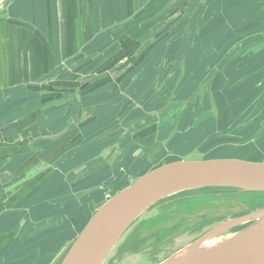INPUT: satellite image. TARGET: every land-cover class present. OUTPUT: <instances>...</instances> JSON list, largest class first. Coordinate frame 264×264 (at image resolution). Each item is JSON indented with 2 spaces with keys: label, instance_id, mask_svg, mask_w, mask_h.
Wrapping results in <instances>:
<instances>
[{
  "label": "rangeland",
  "instance_id": "obj_1",
  "mask_svg": "<svg viewBox=\"0 0 264 264\" xmlns=\"http://www.w3.org/2000/svg\"><path fill=\"white\" fill-rule=\"evenodd\" d=\"M256 1L264 0L188 1L181 15L188 17L183 23L188 29L185 39L181 37L184 27L176 26L178 17L163 20L170 10H181V1L166 13L164 8L161 13L159 6L154 12L161 14L157 24L143 34L136 30V40L128 36L120 39L126 35L122 34L117 40L121 45L104 54L102 63L98 56L93 62L78 65L63 80L61 77L60 81L45 82L41 89L28 88L34 92L27 98V107L32 106L28 111L32 113L19 123L0 127V147L11 144L5 143V138L21 125L30 126L35 132L23 140L31 142L47 133L58 138L51 146L43 143L36 148L49 154L27 179L24 176L11 180L10 175L0 174V204L5 209L0 213V264H59L67 248L108 198L159 167L178 161L222 159L264 163V5L258 6ZM163 28L167 32L150 44L149 34ZM168 43L169 49L165 46ZM140 45L143 49L137 56L134 52ZM130 58L133 63L123 69ZM147 65L152 67L147 69ZM99 74H106L104 83L110 84L91 86L83 93L85 106L73 107L72 88L87 78L102 76ZM125 91L129 93L123 94ZM34 94L67 97L61 106L67 121L39 125L38 134L36 121L50 108L33 109L38 104L34 101L38 95ZM117 96L120 107L109 111L105 121L96 122L105 112L87 114L86 109L94 102ZM56 99L44 103V107ZM49 120L50 117L47 121L51 124ZM76 124L83 129L74 128ZM80 133L87 140L84 144L77 141ZM10 160V156L1 159L0 170ZM55 172V181L68 188L67 192L60 189L59 199L52 197L50 178ZM37 174V179L27 182L25 188L26 181ZM20 182L24 184L21 186ZM220 192L209 194L212 196L208 205L185 216L186 222L161 225L177 236L158 240L155 252L148 242H143L136 254L124 249L145 232L144 221L161 220L163 212L171 218L176 210L159 205L151 208L125 232L103 264H157L180 249L191 248L189 244L217 224L246 215L264 203L256 193ZM245 194L254 196L247 199ZM46 195L47 200L41 201ZM251 201V208L238 203ZM209 212L216 213L203 218ZM204 221L211 224L207 227ZM155 225L152 223L151 228ZM133 231L137 238L126 244ZM232 235L233 230L222 232L213 238V243Z\"/></svg>",
  "mask_w": 264,
  "mask_h": 264
},
{
  "label": "crops",
  "instance_id": "obj_2",
  "mask_svg": "<svg viewBox=\"0 0 264 264\" xmlns=\"http://www.w3.org/2000/svg\"><path fill=\"white\" fill-rule=\"evenodd\" d=\"M171 1L162 4L161 0H0V127H7L15 122L19 123L32 113V111H28L32 106L27 107V103H29L27 98L34 92L27 91L28 88L31 90L41 89V85L45 82L60 81L61 77L62 80L65 79L67 75L75 71L78 65L93 62V59L98 56L100 59L109 50L121 45L117 43V40L122 34L126 35L120 39L126 36L130 40L138 39L139 33L136 30L143 34L150 28L152 29L153 25L157 24L155 23L157 17L161 15L154 14L156 8L161 6L159 11L162 13L164 8L166 13V8H171ZM255 3L260 6L264 4V1ZM156 34L157 32L149 34L150 37L147 39H151L150 44ZM181 37L182 39L186 38L183 32ZM169 45L170 43L165 44L168 49ZM141 49H143L142 45L135 49L136 53L134 54L138 56ZM130 61L133 63V60ZM99 62L102 63L101 59ZM150 67L152 66L147 65V69ZM104 75L92 80L87 78L88 80L84 83L73 87L72 106H78V108L85 106V100H82L83 93L91 86L96 84L95 87H101L110 84V82L104 83L107 77L106 74ZM55 78L57 80H54ZM139 78L140 76L132 80L134 82L131 83V87ZM86 83L88 86L83 90V93L77 94L78 88ZM67 88L69 89V87ZM43 90L45 91L46 88ZM128 93L129 91L123 92V94ZM34 95H38L34 100L38 104H34L33 109L50 108L37 119V131L39 125L52 126L56 123L59 124L62 120L67 121L65 120L66 112L62 113L61 110L67 97L60 98V100L51 95ZM118 97L120 96L110 101L94 102L95 104L86 109L87 114L105 112L96 122L105 121L109 111L112 112L120 107L117 106L121 102ZM54 99L56 102L44 107V103ZM49 117L51 118L49 121H52L51 124L47 121ZM75 127L79 128L78 130L83 129L77 124L74 125ZM9 132L5 143L11 144L7 147H0V160L8 156L11 160L7 166L0 170V174H3L4 177L10 175L11 180L24 176L27 179L28 174L36 171L38 165H41V161L49 154L41 153V150L36 148H40L43 143L46 146H51L55 143L58 135L42 134L30 142L23 140L35 133L30 126L21 125L20 128L17 126ZM38 134H40L39 131ZM77 141L82 144L87 142L82 133ZM34 143L36 144L34 145ZM34 153L37 154L34 155ZM39 153L40 156H38ZM56 173L52 174L53 177L50 178V181L54 188L52 197L57 196L59 199L60 189L66 191L68 188L65 183L59 184L55 181ZM39 174L31 178L30 181H26L25 188H27V182L37 179ZM1 178L2 176H0ZM18 184L22 186L24 183ZM47 198L48 195L41 197L40 200H47ZM40 208L44 210V207L40 206Z\"/></svg>",
  "mask_w": 264,
  "mask_h": 264
},
{
  "label": "water",
  "instance_id": "obj_3",
  "mask_svg": "<svg viewBox=\"0 0 264 264\" xmlns=\"http://www.w3.org/2000/svg\"><path fill=\"white\" fill-rule=\"evenodd\" d=\"M87 86L81 85L77 94ZM204 188L264 194V163L236 159L178 161L154 169L108 198L59 264H103L125 232L153 206L178 193ZM248 222L245 228L204 252L174 258L180 249L158 264H264V206L204 233L189 245L206 234L217 236Z\"/></svg>",
  "mask_w": 264,
  "mask_h": 264
},
{
  "label": "trees",
  "instance_id": "obj_4",
  "mask_svg": "<svg viewBox=\"0 0 264 264\" xmlns=\"http://www.w3.org/2000/svg\"><path fill=\"white\" fill-rule=\"evenodd\" d=\"M209 191H221L220 193L225 192V190L220 189H195L190 191H184L181 193H178L176 195H173L169 198H166L162 201H160L157 206L159 207H166L170 209H176L174 210L171 218L165 215V212H163L161 215H163V218L161 220H146L143 222V228L146 229L145 232H142L140 235V238L134 243H132V239L137 238L135 231L131 233L129 236L131 239L127 241L126 244H130L129 246H126L124 249L130 250V252L136 254L138 251L140 252L139 247L142 246L143 242H148L150 246V250L155 252L156 246H158V240L164 239L165 237L174 238L177 236L175 232H171V230H166L161 227V225L166 223H172L176 225H180L184 222H186L185 216H190L192 212L199 210L200 208H204L208 205V203L211 200L212 195L209 196L212 192ZM226 193V192H225ZM260 200H264V194H257ZM245 198L251 199L254 195L252 194H245ZM155 205V206H156ZM154 206V207H155ZM264 206V203L261 207ZM3 205H0V212L3 211ZM153 208V207H152ZM205 210H203L201 213H204ZM200 213V214H201ZM209 216V213H206L203 218ZM138 221V220H137ZM152 223H155L156 225L152 226ZM209 221H204L203 224L207 225V227L211 224H209ZM209 224V225H208ZM197 238V237H195ZM194 238V239H195ZM142 251V250H141ZM158 251V250H156ZM155 256V255H154ZM63 257V256H62Z\"/></svg>",
  "mask_w": 264,
  "mask_h": 264
},
{
  "label": "bare ground",
  "instance_id": "obj_5",
  "mask_svg": "<svg viewBox=\"0 0 264 264\" xmlns=\"http://www.w3.org/2000/svg\"><path fill=\"white\" fill-rule=\"evenodd\" d=\"M215 237L216 236H214L213 233L206 234L205 237L201 241L196 243V246L191 245V248L188 247V248L178 252L177 254L174 255V258H178L180 256H184V255L189 254V253H201V252L206 251L210 246L217 245V243H213L216 239ZM213 238H215V239H213Z\"/></svg>",
  "mask_w": 264,
  "mask_h": 264
},
{
  "label": "flooded vegetation",
  "instance_id": "obj_6",
  "mask_svg": "<svg viewBox=\"0 0 264 264\" xmlns=\"http://www.w3.org/2000/svg\"><path fill=\"white\" fill-rule=\"evenodd\" d=\"M37 153H35L34 155H36ZM38 156H40V153L38 154ZM50 156V155H49ZM27 191V190H26ZM28 192V191H27ZM252 202L253 201H251V202H245V203H242V202H238V203H240V204H242V205H244L245 207H247V208H251L250 207V204H252ZM248 203H250V204H248ZM1 205V204H0ZM3 205V204H2ZM5 209L3 208V211H4ZM3 211H1V212H3ZM0 212V213H1ZM244 215V214H243ZM243 215H240V216H243ZM240 216H237V217H240ZM235 217H233V219H234ZM232 220V219H231ZM210 224V223H209ZM208 224V225H209ZM222 224H224V223H220V224H217V226L218 225H222ZM247 225H249V224H241V225H239V226H237L236 228H233L232 230H233V232L235 233V232H237V231H239L240 229H242V228H244V227H246ZM194 239V238H193Z\"/></svg>",
  "mask_w": 264,
  "mask_h": 264
}]
</instances>
